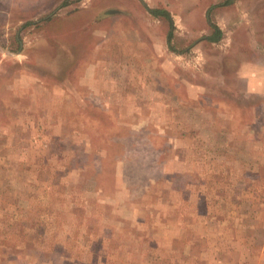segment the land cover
I'll return each mask as SVG.
<instances>
[{"label":"rangeland","instance_id":"1","mask_svg":"<svg viewBox=\"0 0 264 264\" xmlns=\"http://www.w3.org/2000/svg\"><path fill=\"white\" fill-rule=\"evenodd\" d=\"M0 264H264V0H0Z\"/></svg>","mask_w":264,"mask_h":264},{"label":"trees","instance_id":"2","mask_svg":"<svg viewBox=\"0 0 264 264\" xmlns=\"http://www.w3.org/2000/svg\"><path fill=\"white\" fill-rule=\"evenodd\" d=\"M150 13L153 16H155V17L164 16V17H166L167 19L170 20V16H169L168 12L159 11V10H151ZM210 23H211V28L214 30V34L211 37H209L208 39L211 42H219L221 40V38H222L223 33L220 30V28L218 27V25H215L212 22H210ZM169 41L171 43V39L170 38H169Z\"/></svg>","mask_w":264,"mask_h":264},{"label":"crops","instance_id":"3","mask_svg":"<svg viewBox=\"0 0 264 264\" xmlns=\"http://www.w3.org/2000/svg\"><path fill=\"white\" fill-rule=\"evenodd\" d=\"M165 10H167L168 13H172V12H170V10H168V9H165Z\"/></svg>","mask_w":264,"mask_h":264}]
</instances>
